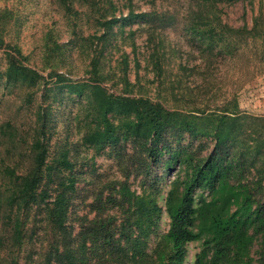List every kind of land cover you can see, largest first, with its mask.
I'll return each instance as SVG.
<instances>
[{"label": "rangeland", "instance_id": "1", "mask_svg": "<svg viewBox=\"0 0 264 264\" xmlns=\"http://www.w3.org/2000/svg\"><path fill=\"white\" fill-rule=\"evenodd\" d=\"M18 50L44 78L33 87L0 81V169L10 157L21 169L32 165L30 139L42 120L49 165L42 188L50 201L69 173L77 178L65 232L53 227L46 204L24 216V243L15 251L22 264H63L58 254L65 258L71 246L76 250L73 263L66 259L70 264H121L118 247L130 254L135 247L120 236L126 213L110 198L119 199L127 184L137 193L158 191L164 207L172 181L189 174L181 162L186 153L200 164L213 156L238 185L240 198L248 193L253 208H264V0H0V71ZM97 84L180 109V119L166 130L168 145L181 150L173 168L167 166L170 151L147 158L140 141L123 136L126 117L120 110L109 114L122 126L120 140L104 149L87 142L98 127ZM223 113L228 116L220 120ZM6 122L12 125L6 133H18L15 144L2 136ZM65 153L72 172L60 164ZM213 194L204 187L195 192L197 200ZM110 217L114 240L104 242L93 222ZM169 225L163 212L142 238L141 264H164L156 249ZM8 229L2 206L0 239L11 241ZM243 241L241 264H264V226L250 223ZM202 249V240L189 243L185 264H195ZM221 264L237 263L227 256Z\"/></svg>", "mask_w": 264, "mask_h": 264}, {"label": "trees", "instance_id": "2", "mask_svg": "<svg viewBox=\"0 0 264 264\" xmlns=\"http://www.w3.org/2000/svg\"><path fill=\"white\" fill-rule=\"evenodd\" d=\"M20 54L22 53L18 50L17 54L12 53L8 56L6 69L0 71V81L6 79L7 85L27 84L32 87L38 85L44 75L26 64L19 57ZM94 89L98 106V127L86 136L87 142L98 149H104L120 140L119 131L122 126L116 125L109 115L120 110L126 117L122 129L125 130L123 136L140 141L147 158L158 160L164 153L170 151L167 166L169 169L173 168V161L180 155L181 150L168 145L166 130L180 119L182 115L180 109L169 108L150 96L111 93L100 84L93 86L92 90ZM75 91L81 93L79 88ZM193 110L200 114L205 113L204 109ZM227 116L228 113H223L220 120H225ZM41 122L33 129L34 133L30 139V151L34 155L32 165L26 170L21 169L20 161L10 157V161H3L0 169L3 186L5 185L0 190V211L2 206H5V218L11 240L0 239V258H7L5 264H22L15 251L24 243L26 226L24 216H27L34 206L46 204L47 215L53 227L60 233L67 229L72 197L70 191L75 188L77 178L73 173H69L60 182L64 188L59 190L50 201L52 195L47 188H42L49 165L45 129L47 122L42 120ZM8 126L12 127L11 123L6 122L2 127V136H8V139L15 144L18 133L16 131L6 133ZM22 142L28 143L27 140ZM67 154H64L60 164L72 172L74 165ZM181 162L186 164L189 174L183 180L177 177L172 181L164 207L159 203L158 191L145 189L142 193H137L127 184L121 187L119 199L116 196L110 198L114 203L121 205L126 213L124 222L118 226L121 231L120 236L131 241L132 246L135 247L132 254L127 252L124 246L118 247L121 264L131 261L133 264H141L144 261V247L141 240L153 232L163 212L169 216L170 225L159 240L156 254L164 264H185L188 244L198 240L203 241V249L196 254L195 264H221L227 256L228 258L233 256L237 264L244 261L246 254L243 251L245 248L243 239L247 237L250 223H257L259 228H263L264 208L262 206L253 208L252 198L248 193H243L240 198L238 185L225 177L213 156L200 164L195 163L186 153ZM201 187L214 191L211 199L197 200L196 188ZM233 206L237 207L233 208ZM114 221L113 217L96 219L93 222L94 233L102 234L104 242H112L114 236L111 229ZM134 230L138 233L133 238ZM127 231L129 233H126ZM74 250L76 249L72 246L67 248V256L61 258L63 255L58 254V260L63 264L68 263L66 259L73 263Z\"/></svg>", "mask_w": 264, "mask_h": 264}]
</instances>
